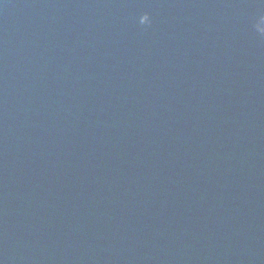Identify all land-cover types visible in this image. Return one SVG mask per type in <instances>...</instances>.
<instances>
[{
	"label": "water",
	"instance_id": "95a60500",
	"mask_svg": "<svg viewBox=\"0 0 264 264\" xmlns=\"http://www.w3.org/2000/svg\"><path fill=\"white\" fill-rule=\"evenodd\" d=\"M261 17L264 0H0V264H244Z\"/></svg>",
	"mask_w": 264,
	"mask_h": 264
},
{
	"label": "clouds",
	"instance_id": "9594fccd",
	"mask_svg": "<svg viewBox=\"0 0 264 264\" xmlns=\"http://www.w3.org/2000/svg\"><path fill=\"white\" fill-rule=\"evenodd\" d=\"M147 19V17H145ZM261 28V31H264V17H261V26H258Z\"/></svg>",
	"mask_w": 264,
	"mask_h": 264
}]
</instances>
